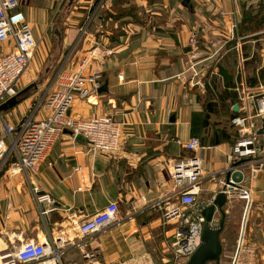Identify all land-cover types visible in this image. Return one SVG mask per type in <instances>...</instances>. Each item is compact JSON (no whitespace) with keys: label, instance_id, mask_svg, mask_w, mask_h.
<instances>
[{"label":"crops","instance_id":"crops-1","mask_svg":"<svg viewBox=\"0 0 264 264\" xmlns=\"http://www.w3.org/2000/svg\"><path fill=\"white\" fill-rule=\"evenodd\" d=\"M17 1V11L25 15L37 44L30 67L21 78L20 91L36 83L44 69L45 77L43 83H37L39 90L34 95L36 90H32L30 97L20 103L21 110L17 109L19 104L2 113V120L18 125L30 115L44 119L49 109L43 98L56 90L58 73L98 71L103 85L108 82V92L77 97L69 114L84 120L103 115L114 117L121 124L122 145L116 153H94L88 141L77 140L66 131L34 173L18 169L15 158L0 166V253L14 256L25 243L48 242L50 247L53 240L62 253L63 264L171 262L175 227L165 224L163 214L153 207L168 195L175 206L179 205L168 169L202 156L206 172L217 174L229 168L234 147L230 141H224L210 147L202 145L204 151L197 153L184 148V144L201 135L204 118L199 94L193 83H188L190 74L185 81L183 75L192 55L198 56L188 46L191 21L182 13V18L177 16L179 20L173 24L162 23L166 20L161 19L163 14L153 12L147 0H125L121 4H138L137 13L142 21H135L132 16L107 18L108 12L116 15L114 7L118 5L115 0H102V9L107 11L99 21L105 29L95 35L92 26L82 24L98 0H68L66 5V0ZM151 13L159 16L155 26H151L147 15ZM203 45L202 42L201 48ZM11 49L12 44H6L0 48V55ZM246 51L244 76L252 87H257L254 82L264 64L254 72L253 46ZM234 82L237 84L236 79ZM236 94L235 105L240 112V98ZM223 180L217 176L203 184L210 198L220 193ZM245 182L252 206L242 235L249 237L248 228L249 232L253 227L259 229L264 221V170ZM40 195H49L55 201L44 204L49 211L46 217L41 216L36 201ZM228 199L231 205L225 209L234 221L236 215L246 210V201L238 197ZM235 199L237 206L232 202ZM109 203L118 204L116 223L83 239L80 225ZM255 213L258 224L251 223ZM88 253L95 256L86 257Z\"/></svg>","mask_w":264,"mask_h":264},{"label":"built area","instance_id":"built-area-1","mask_svg":"<svg viewBox=\"0 0 264 264\" xmlns=\"http://www.w3.org/2000/svg\"><path fill=\"white\" fill-rule=\"evenodd\" d=\"M46 1L57 3L61 0ZM18 5L17 0H0V48L12 44L11 50L0 55V106L20 92L21 78L29 69L37 47L32 27L25 15L17 11ZM238 44L239 53L242 55V43L239 41ZM196 59L195 56L192 58L193 62L188 69L189 81L193 85L199 75L198 63L194 62ZM244 62L245 59L241 56L242 70ZM85 65L87 61L80 68L83 69ZM55 83L56 90L43 98L49 109V114L44 119L37 120L30 115L18 125H13L2 120L0 115V166L15 158L18 169L26 174L34 173L39 163L48 156L59 137L66 131L71 132L73 137L82 136L87 139L94 153L111 154L120 150L121 124L114 117L103 115L84 120L73 118L69 114L77 97L89 98L99 92L103 85L99 72L84 74L82 70H64L58 73ZM235 88L241 101L242 116L233 120L239 131V139L233 147L229 168L217 174H210L206 172L202 156L182 161L168 169L179 205L175 206L171 200L172 196L169 195L153 204V207L163 214L164 223L173 224L175 227L172 251L178 260H188L202 244L206 223L202 212L216 199L213 195L210 200H203V184L228 171L242 172L243 181H231L233 186H226V195L228 198L235 196L246 201L245 221L251 206V192L245 187V181L255 179L264 170V138L257 133L258 123L264 119V86L252 87L243 73V80L240 84L237 82ZM184 148L195 153L204 151L198 138L191 139L184 144ZM222 183L224 186V180ZM36 201L42 217L49 214L44 204L55 203L49 195L37 196ZM217 214L218 211L210 223L213 228L219 224ZM118 216V204L109 203L80 225V236L88 239L104 232L116 223ZM48 244L28 242L14 256L10 253H0V264H63L62 253L56 248L57 243L51 240L50 247ZM94 256V253L86 254L89 258Z\"/></svg>","mask_w":264,"mask_h":264},{"label":"rangeland","instance_id":"rangeland-1","mask_svg":"<svg viewBox=\"0 0 264 264\" xmlns=\"http://www.w3.org/2000/svg\"><path fill=\"white\" fill-rule=\"evenodd\" d=\"M67 1L68 0L64 2L65 5L67 4ZM147 1L153 12H160L163 14L161 19L166 20L161 21L162 23L166 22L167 25L173 24L176 20H179L178 17L182 18V13L187 20L191 21L189 23L190 34L188 38V46L190 51H194L193 53L197 52L198 54V56L193 54L192 58L194 56L197 58L194 62L198 63L199 74L195 79L193 89H195L199 94V100L202 102V105L207 103L217 104V114H213L211 117H208V119H205L207 125L205 126L204 124L205 127H202V131L200 132L201 135H199L198 138L201 139L202 144L205 145L204 147H210L212 146L211 140L215 131L220 132L221 130H228L233 136L230 143L234 145V143L238 141V137L237 139L235 138L234 132L232 128H230V122L231 117L235 114L233 112V107L237 102L233 98H230L225 102L220 99V95L224 92V82H226L223 78L224 74L220 73V69L225 70L228 75L233 77L234 81L236 79V81L240 84L242 81V75L245 71L244 68H247V64L244 62L242 70L241 56L245 58L244 54H246L247 48L249 51L250 45L253 46V50L255 52L252 60L254 62L253 64H255L253 67L255 68L254 72L260 65L264 64V0H190L191 8L184 6L183 0ZM101 3L102 0L99 4H94L87 14L89 17H86L84 23L82 24H86L88 27L92 26L93 33L96 32L95 35L99 34V32H104L103 30L105 29V27H100L102 25L99 19L100 15L104 14L103 12H106L107 10L104 8L102 9ZM130 6V8H127H136V10L139 8V5L136 3H132ZM119 9L121 10V7H119ZM246 12L247 14L244 16ZM108 13L111 14L110 12ZM255 13H259L258 17L255 18L257 21L253 18ZM147 15H149V19L151 20V26L157 25L156 22H158L159 16L153 15L152 13ZM135 18H133V20L142 21V18H140L139 15ZM144 20H146V17H144ZM255 21L256 24L261 21L260 29L250 32L248 30V26L254 24ZM176 25L177 24H174L175 29ZM202 27L205 28V31ZM208 28H210L209 32H207ZM239 41L242 43V55L238 50ZM202 42L205 45L201 48ZM244 42L248 45L243 44ZM206 44H209V48ZM189 62L190 60L188 63ZM216 70L217 72L214 73ZM41 73V76L36 77L34 82L38 84L43 83L45 69L43 72L41 71ZM188 73V70L183 72L185 78H183L184 81L186 80ZM218 74H220V76ZM257 76L259 77V80L254 82V86H256L257 83L259 86H264V79L262 76ZM252 77H255L254 73ZM50 82L52 83V80ZM188 83L190 84L192 82L189 81ZM234 85H236V82ZM197 89L201 92H198ZM38 90L34 91V93L32 92V95H34ZM233 90L237 93L236 88H233ZM30 95L31 93L29 94V97ZM238 104L241 105V101H239ZM21 106L22 104H20L17 109L21 110ZM238 114H240V112ZM205 192L207 191L205 190L204 193ZM204 193L202 198L208 197L207 199L210 200V192H207L208 195ZM232 202L235 203V206H237V199L232 200ZM229 205H231V201L228 202L225 208ZM244 214L245 211L236 215L234 221H231L226 225L224 233L222 234L223 238L226 237V234L228 235V233L232 234L233 244L236 242L237 238L239 241L241 233L244 231ZM251 223H260L256 213L252 216ZM247 235H249V237H246V241L244 242L242 250H240L239 254H237L238 243L236 248H230L229 251L225 253V256H228V258H226L228 260V264H233L234 259L236 260V264H264V221L259 229L253 227V230L249 232L248 228ZM171 260L172 261L167 264H186L188 261L184 259L178 260L175 258L173 251Z\"/></svg>","mask_w":264,"mask_h":264},{"label":"water","instance_id":"water-1","mask_svg":"<svg viewBox=\"0 0 264 264\" xmlns=\"http://www.w3.org/2000/svg\"><path fill=\"white\" fill-rule=\"evenodd\" d=\"M72 2H74V0H71V3ZM183 5L188 8H191L190 0H183ZM32 90H38L37 83L29 85L28 87L20 91L17 96L11 98L10 100L2 104L0 106V115L2 113L9 112L17 105H19L21 102L26 100L29 97V94ZM99 92L100 93L108 92V82H106L103 85V87L99 90ZM233 110L235 112H239V106L235 105ZM258 128H259V130L257 131L258 135L263 136L264 138V119H262L258 123ZM69 133L72 135L71 132ZM76 139L87 142V139H85L82 136H77ZM243 176L244 174L240 171H236L233 173L231 171L225 172L224 186L222 187V190L216 196L214 203L202 212V215L206 218V223L204 225L203 236H202V244L199 247V249L188 259L186 264H208L212 261H216L219 263L220 255L223 251V246L220 241V234L224 230L225 220L227 217V214L225 212V207L229 202L228 196L226 195V186L227 185L233 186L231 181H233L234 183H241L243 181ZM216 211H218V213L221 215L222 218L219 226L213 228L210 225V223Z\"/></svg>","mask_w":264,"mask_h":264},{"label":"trees","instance_id":"trees-1","mask_svg":"<svg viewBox=\"0 0 264 264\" xmlns=\"http://www.w3.org/2000/svg\"><path fill=\"white\" fill-rule=\"evenodd\" d=\"M99 1V0H98ZM98 1L96 2V4L98 3ZM122 1L125 0H115L116 4L118 6H115L114 9L116 11V15H112V14H108L107 18H114V19H119V18H123V17H127V16H132V17H138V9L136 10V8H132L129 9L127 7H121ZM119 7H121V10L119 9ZM247 12L244 14V16H246ZM259 15V13H255L254 14V19L257 18ZM136 19V18H135ZM256 20V19H255ZM257 21V20H256ZM256 21L254 24L248 26V30L251 32L253 30H259L260 26H261V21L259 23L256 24ZM220 73L224 74V80L225 82V90L224 92L220 95V99L225 102L230 98H233L234 100H236L237 94L233 91V88H235V82L233 83L234 79L231 75H228L227 72L225 70L220 69ZM262 78L264 79V69L261 71ZM234 112V111H233ZM204 113H205V118L202 121V127L204 128L207 123H206V118L208 119V117H211V115L213 114H217V104L215 103H207L204 104ZM235 114H233V116L231 117V122H230V128H232L235 138L237 139L238 137V128L235 126V124L233 123V120L239 115L238 113L234 112ZM205 124V126H204ZM231 132H229L228 130H221L220 132H214L213 136H212V140H211V144L212 145H218L224 141L228 142L231 141L233 136L230 134ZM236 142V141H235ZM202 143V141H201ZM203 145V144H202ZM235 145V144H234ZM205 146V145H203Z\"/></svg>","mask_w":264,"mask_h":264},{"label":"flooded vegetation","instance_id":"flooded-vegetation-1","mask_svg":"<svg viewBox=\"0 0 264 264\" xmlns=\"http://www.w3.org/2000/svg\"><path fill=\"white\" fill-rule=\"evenodd\" d=\"M218 176H220V177H222V178H224L225 177V173H222V174H220V175H218ZM252 206V205H251ZM225 212H226V209H225ZM226 214H227V212H226ZM221 215L218 213V216H217V220L219 221V224H220V222H221ZM231 222V219H230V216L227 214V217H226V220H225V226H224V230H225V228H226V225L228 224V223H230ZM219 224H218V226H219ZM224 230H223V232L220 234V241H221V244H222V246H223V251H222V253H221V255H220V260H219V263L218 262H216V261H212V262H210V263H208V264H228V260L226 259V258H228V256H225V253L227 252V251H229V249L231 248V249H234V248H236V246H237V243H238V248H237V254H239V252H240V250H242V246H243V244H244V242L246 241V237H244L243 235H242V233H241V236H240V239H239V241H238V238H237V240H236V242H234V244H233V242H232V234H229L228 232V235L226 234V237H222L223 235V233H224ZM228 238V239H227ZM233 247V248H232ZM241 247V248H240ZM246 251V250H245ZM231 264V263H230ZM233 264H236V260L234 259V262H233Z\"/></svg>","mask_w":264,"mask_h":264}]
</instances>
